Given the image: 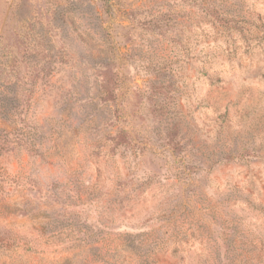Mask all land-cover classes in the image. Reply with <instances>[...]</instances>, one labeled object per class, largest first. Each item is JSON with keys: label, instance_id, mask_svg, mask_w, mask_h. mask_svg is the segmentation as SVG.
Wrapping results in <instances>:
<instances>
[{"label": "rangeland", "instance_id": "rangeland-1", "mask_svg": "<svg viewBox=\"0 0 264 264\" xmlns=\"http://www.w3.org/2000/svg\"><path fill=\"white\" fill-rule=\"evenodd\" d=\"M0 264H264V0H0Z\"/></svg>", "mask_w": 264, "mask_h": 264}]
</instances>
